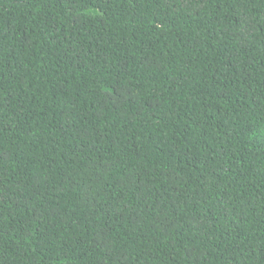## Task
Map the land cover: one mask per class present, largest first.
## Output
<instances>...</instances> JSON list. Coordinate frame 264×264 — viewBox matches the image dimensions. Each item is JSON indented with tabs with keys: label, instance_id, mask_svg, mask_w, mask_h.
I'll return each mask as SVG.
<instances>
[{
	"label": "trees",
	"instance_id": "trees-1",
	"mask_svg": "<svg viewBox=\"0 0 264 264\" xmlns=\"http://www.w3.org/2000/svg\"><path fill=\"white\" fill-rule=\"evenodd\" d=\"M0 264H264V0H0Z\"/></svg>",
	"mask_w": 264,
	"mask_h": 264
}]
</instances>
